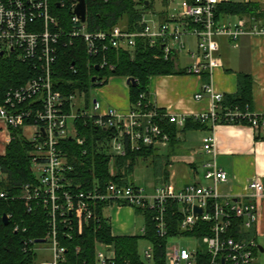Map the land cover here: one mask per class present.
<instances>
[{
  "label": "built area",
  "instance_id": "built-area-1",
  "mask_svg": "<svg viewBox=\"0 0 264 264\" xmlns=\"http://www.w3.org/2000/svg\"><path fill=\"white\" fill-rule=\"evenodd\" d=\"M219 1L166 0L165 19L157 18L150 9L142 10L137 22L140 28L126 31L118 26L89 30L86 3L85 19L81 20L74 11L76 0H0V52L2 56L14 53L29 63L32 72L24 84L9 87L0 95V130L7 144L11 130L30 127L28 157L34 176V182L22 185L19 194L9 197L0 190V199H20L27 212L36 206L43 207L47 227L44 239L50 244L52 256L49 261L36 264L64 263L66 248L58 238L59 226L65 227L68 237L73 232L82 233L90 224L99 223L96 207L100 203L148 211L152 232L162 240L164 264H255L257 243L252 238L243 239L242 234L258 219L253 199L264 194V184L252 178L245 185L244 195L220 193L219 186L227 181L228 175L216 162L213 128L222 122L242 121L258 128L264 125V110L255 113L248 107L244 110L237 105L222 107L223 95L214 89L211 73L221 65L216 56L219 39L235 42L247 32L242 19L234 22L215 19ZM53 4L67 11L66 24L60 22L61 14L52 11ZM189 35L196 39V50L190 53L193 62L185 72L200 76L205 71L209 77L194 94L196 100L207 96L209 108L193 115L209 128V133L201 138L203 151L210 154L201 164L207 183L191 181L175 188L173 182L166 181L155 184L151 191L130 183L107 182L89 189L73 185L67 175L73 167L62 142L73 138L77 144H83L84 138L77 135L76 120L86 119L104 130L108 152L123 156L128 150L167 143L170 135L163 124L183 127L188 115L150 105L145 92H140L136 103L126 111L103 107L96 98L89 106H77V96L84 92L64 94L54 84V64L60 47L81 37L87 55L98 59L99 69H113L115 64L108 59V53L119 48L132 49L137 37L146 38L151 47L160 45L161 54L157 57L169 59L185 49V38ZM70 69L76 71L72 65ZM195 207L201 212H195ZM7 217L10 219V214ZM17 229L15 225L14 230ZM146 231L143 223L137 234L144 235ZM178 236L186 237L188 243L169 242ZM144 241L146 245L140 249V255L148 261L153 255V245L148 239ZM36 243L25 238L23 250L36 252ZM115 258L112 244L96 241L94 262L84 260L83 264H116Z\"/></svg>",
  "mask_w": 264,
  "mask_h": 264
},
{
  "label": "trees",
  "instance_id": "trees-1",
  "mask_svg": "<svg viewBox=\"0 0 264 264\" xmlns=\"http://www.w3.org/2000/svg\"><path fill=\"white\" fill-rule=\"evenodd\" d=\"M152 2L153 0H110L100 3L85 0L88 29L106 30L119 26L123 30L132 31L140 28L137 22L141 11L151 8ZM52 11L61 14L63 20L60 22L66 24L65 9L56 8L53 4ZM260 13L258 5L253 2L227 0L216 5L214 17L217 19L224 15H236L257 18ZM160 54V45L151 47L146 38L137 37L132 49L119 48L108 53V59L115 64L113 69L96 70L95 64L98 59L90 58L86 53L83 39L75 37L71 44L60 47L58 59L54 64V84L64 94H80L87 93L89 88L101 84L100 79L105 74L124 78L132 76L136 83L129 84V99L131 104H134L140 92L147 93L150 76L179 72L172 57L169 59L157 57ZM71 65L75 72L70 69ZM31 74L29 63L19 59L14 53L0 56V95L9 87L24 84ZM92 77L94 80H91ZM221 104L226 108L237 105L242 110L245 107L251 110V80L248 74L239 75L237 92L225 96ZM188 122L185 124L188 125ZM243 122L248 123L247 121L240 123ZM196 124L204 125L199 122ZM75 125L77 135L84 138L83 144H77L73 138H66L62 142L63 151L73 167L67 174L71 177L73 185H79V189H89L94 185L103 186L107 182L133 184L128 178L137 159L150 156L153 146L146 145L137 151L128 150L123 156L113 155L108 152L104 130L82 118L76 120ZM163 127L169 133L170 140H175L176 126L164 123ZM29 149L30 142L23 133V128L11 130L5 154L0 155V190L5 191L9 197L19 194L25 183L34 182L28 157ZM166 177L167 171L164 168L161 178L165 180ZM9 197L0 199V264H36V252L30 249L23 250V240L45 237L47 227L44 209L36 206L31 212H27L22 200ZM105 206V203H100L96 207L99 223L90 224L80 234L73 232L68 237L64 233L65 227L59 226L58 238L66 248L64 252L66 260L62 264H83L84 260L87 263L94 262L96 241L113 245L116 264H164L160 246L162 240L152 232L148 211L136 209L142 214L147 229L144 235L114 236L111 234L108 219L103 215ZM3 214H10L7 224L3 222ZM15 225H18L17 230H14ZM145 239L150 240L153 245V255L148 261L140 255V242ZM76 246L79 247V251H76Z\"/></svg>",
  "mask_w": 264,
  "mask_h": 264
},
{
  "label": "crops",
  "instance_id": "crops-1",
  "mask_svg": "<svg viewBox=\"0 0 264 264\" xmlns=\"http://www.w3.org/2000/svg\"><path fill=\"white\" fill-rule=\"evenodd\" d=\"M243 1L257 4L261 13L257 18L236 15L217 18V21L231 22L242 19L247 32L240 35L235 42L224 37L219 39L216 56L220 59L221 65L212 70L211 80L214 89L222 93L224 98L237 92L239 75L248 74L251 80V110L259 113L264 110V30L261 31L264 29V0ZM165 4L166 0H153L152 7L148 9L152 10L157 18L165 19ZM185 43L183 56L180 53L171 56L179 72L152 75L149 77L147 88V100L150 105L174 113H185L188 115L187 122H190L188 125L185 124L186 126L176 127L175 140L171 141L169 138L167 143L155 144L152 147L151 155L154 151L157 155L160 150L167 156L166 165L162 168L167 171V177L165 180L159 178V181H171L175 188H181L191 181L207 183L202 176L201 164L210 158V154L203 151L201 142V138L209 133V128L205 124L197 125L198 121L193 117L195 113L209 108L207 96L200 100L194 98V94L204 82L209 81V77L205 71L200 76L185 72L186 67L193 62L190 53L196 50V39L191 35L186 36ZM130 52L132 54V51ZM125 79L121 76H111L109 84L105 86L103 107H116L123 111L129 109L131 106L129 85ZM213 134L216 139L217 165L228 175L227 181L219 186L223 196L244 195L245 185L252 178H257L261 184H264V125L254 128L246 122H222L213 128ZM195 140L199 142L197 146H194ZM186 142H189L187 147L184 146ZM5 147V135L0 130V155L5 154ZM175 162L180 164L174 165ZM253 201L257 205L258 219L251 228L244 230L242 238L255 239L257 243L255 264H264V194L255 197ZM121 213H123L122 219L114 224L113 215L121 217ZM103 215L108 219L111 234L114 236L137 234L135 229L140 228L144 223L142 214L130 206L106 205ZM139 216L142 218V223L137 227L136 218ZM257 252L263 255L260 261L256 259Z\"/></svg>",
  "mask_w": 264,
  "mask_h": 264
},
{
  "label": "rangeland",
  "instance_id": "rangeland-1",
  "mask_svg": "<svg viewBox=\"0 0 264 264\" xmlns=\"http://www.w3.org/2000/svg\"><path fill=\"white\" fill-rule=\"evenodd\" d=\"M119 27V26H118ZM184 51L180 53L181 56H183ZM182 60H184L182 58ZM111 76L113 75H108L105 74L101 77L100 83L97 84L95 87L89 88L87 93H81L80 95L77 96V106L83 107L85 104L87 106L90 105L92 102L93 98H96L102 105V102H105L104 96H105V91L107 84H109V81L111 80ZM115 76V75H114ZM97 90H96V89ZM103 106V105H102ZM23 133L27 136L29 139L30 137V127L24 126L23 127ZM199 144L198 141L195 140L194 146H197ZM189 142L185 143L184 146H188ZM167 161V156L165 155V152H162L159 150L157 155H155V151L151 156H148L146 158H138L133 171L131 175L128 178V181L134 182L136 184L145 186L147 190L151 191L153 184H156L159 181V178L162 177V168L165 167ZM180 163H174V165H179ZM123 216V213H121V217L117 215H113L112 217V222L116 224L119 219L121 220ZM140 217V216H139ZM136 218V223L137 227L142 223V218L140 217ZM137 233H139V227L135 229ZM169 242H178L180 245H186L188 243V239L184 236H178L174 238H170ZM49 242L44 241V242H39L36 243L37 250H36V263L42 262V261H49L52 256V251L50 250L49 247ZM146 245L145 241L140 242V249ZM262 253L257 252L256 253V259L260 261V258H262Z\"/></svg>",
  "mask_w": 264,
  "mask_h": 264
},
{
  "label": "water",
  "instance_id": "water-1",
  "mask_svg": "<svg viewBox=\"0 0 264 264\" xmlns=\"http://www.w3.org/2000/svg\"><path fill=\"white\" fill-rule=\"evenodd\" d=\"M76 1H77V3L75 5V7H74V11H75L76 14H78L80 16L81 20H84L85 19V0H76ZM145 3H147V1H145ZM56 5H58V4H56ZM11 50H12V48H11ZM2 54L3 53L0 52V56H2ZM95 69L99 70V66L97 64H95ZM91 80H94V77H92ZM125 81H126V83L128 85L129 84H133L134 85L136 83L135 78L132 77V76L126 77ZM194 211L200 213L201 209L199 207H195ZM2 219H3V222L5 224L8 223V217H7L6 214L2 215ZM44 241H45L44 238L35 240V242H37V243L44 242Z\"/></svg>",
  "mask_w": 264,
  "mask_h": 264
}]
</instances>
